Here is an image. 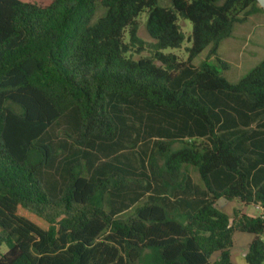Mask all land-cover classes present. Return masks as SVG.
I'll list each match as a JSON object with an SVG mask.
<instances>
[{"label":"trees","instance_id":"trees-1","mask_svg":"<svg viewBox=\"0 0 264 264\" xmlns=\"http://www.w3.org/2000/svg\"><path fill=\"white\" fill-rule=\"evenodd\" d=\"M169 1L0 0V264H234L236 232L264 264V60L237 84L218 69L263 9ZM180 18L185 61L164 53ZM206 49L217 65L195 66Z\"/></svg>","mask_w":264,"mask_h":264},{"label":"rangeland","instance_id":"rangeland-1","mask_svg":"<svg viewBox=\"0 0 264 264\" xmlns=\"http://www.w3.org/2000/svg\"><path fill=\"white\" fill-rule=\"evenodd\" d=\"M24 2H35L40 5H46L52 0H22ZM159 4L163 7L171 6L169 0H158ZM147 12L141 14L138 18L139 32L138 35L147 44L152 42L146 30ZM179 25L182 28L186 36V40L180 49H167L164 50L165 54H175L181 60L185 61L188 57L186 49L191 47V43L188 41V37L192 33V23L186 19H179ZM148 47V46H146ZM209 49L202 52L194 61L195 66H199L202 62L208 60L210 63L216 64L217 62L213 57H208ZM149 51H143L141 55L133 53L135 59L142 56H148ZM219 58L228 64V69L225 70L222 67H218L221 75L232 84H237L243 77L250 73L256 66H258L264 60V11L256 12L252 14L247 21L235 26L233 34L228 39L224 40L218 50ZM251 128H257V124L253 123ZM180 144H176L179 147ZM142 145L135 147L132 151L133 155L130 156L139 161L146 151V155L149 156L150 152L147 148H141ZM129 152V151H128ZM190 174L195 183H200V177L198 172L191 168ZM219 207L232 215L235 209L242 211L245 214L259 215L261 210L258 207L251 206L245 207L238 202L222 201ZM253 236L247 233L236 232L234 234V247L232 249V260L234 264H248L245 260L244 254L248 250L249 244ZM7 251L6 246L1 247V253ZM218 255H214L212 260H215Z\"/></svg>","mask_w":264,"mask_h":264},{"label":"water","instance_id":"water-1","mask_svg":"<svg viewBox=\"0 0 264 264\" xmlns=\"http://www.w3.org/2000/svg\"><path fill=\"white\" fill-rule=\"evenodd\" d=\"M257 2H258V5H259V6L263 9V11H264V0H257ZM222 201H227V199H226V198H221V199L218 201V204H220ZM232 222H233V220L231 219V220H230V223H232ZM248 252H249V250H247L246 253L244 254L245 257L247 256Z\"/></svg>","mask_w":264,"mask_h":264},{"label":"crops","instance_id":"crops-1","mask_svg":"<svg viewBox=\"0 0 264 264\" xmlns=\"http://www.w3.org/2000/svg\"><path fill=\"white\" fill-rule=\"evenodd\" d=\"M249 207H251V206H249ZM255 207H258L259 208V206H255ZM249 216H252V215H250V214H248ZM253 216H256V215H253Z\"/></svg>","mask_w":264,"mask_h":264}]
</instances>
